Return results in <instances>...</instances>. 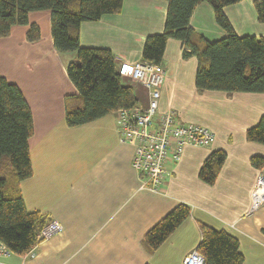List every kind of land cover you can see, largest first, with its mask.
<instances>
[{
  "label": "crops",
  "instance_id": "1",
  "mask_svg": "<svg viewBox=\"0 0 264 264\" xmlns=\"http://www.w3.org/2000/svg\"><path fill=\"white\" fill-rule=\"evenodd\" d=\"M167 8L164 0H124L119 13L82 23L80 44L110 49L119 72L123 63L143 60L146 38L164 31ZM46 11V29L32 19L38 13L29 14L30 22L41 27L39 41H27L28 26L21 25L0 38V75L20 87L34 120L29 139L33 173L21 183L26 207L63 226L17 256L18 263L183 264L202 240L203 223L239 240L243 264H264V206L252 210V190L264 168L251 164L253 156H264V145L246 139L247 130L264 115V93L198 92L197 58H183L181 42L169 40L158 65L166 73L160 111L176 110L181 122L205 126L217 139L210 146H187L182 159L171 165L162 192L143 189L132 166L134 146L122 141L118 111L68 126L65 100L78 90L67 66L77 55L55 48L51 12ZM225 13L238 35L264 37L254 0L230 5ZM190 25L209 41L227 35L208 2L196 7ZM123 82L133 88L137 107L147 108L149 90L126 76ZM219 149L227 158L210 185L199 174ZM181 203L190 206V216L158 249L150 250L146 233Z\"/></svg>",
  "mask_w": 264,
  "mask_h": 264
},
{
  "label": "trees",
  "instance_id": "2",
  "mask_svg": "<svg viewBox=\"0 0 264 264\" xmlns=\"http://www.w3.org/2000/svg\"><path fill=\"white\" fill-rule=\"evenodd\" d=\"M168 3L165 28L149 35L144 43L143 60L160 65L169 40L182 44L183 58L196 57L195 85L198 92L264 93V37L238 35L225 8L242 0H164ZM208 2L217 24L227 35L209 41L190 25L196 7ZM124 0H0V38L8 37L16 25L28 26L26 39H41V27L29 20L31 12H51V33L59 52H74L76 60L67 66L68 77L78 90L65 100L66 122L76 127L96 121L122 109H133L138 99L125 85L107 48L83 47L79 30L84 22L122 10ZM258 21L264 23V0H254ZM34 132L32 109L20 87L0 75V241L13 256H22L42 240V228L53 220L40 211H29L21 183L32 176L29 139ZM249 142L264 145V115L246 132ZM227 153L213 151L204 161L200 178L212 185L224 165ZM251 164L264 168V156L255 155ZM190 206L181 203L145 235L150 250L158 249L190 216ZM202 240L196 250L206 264H243L239 240L225 230L200 223Z\"/></svg>",
  "mask_w": 264,
  "mask_h": 264
},
{
  "label": "built area",
  "instance_id": "3",
  "mask_svg": "<svg viewBox=\"0 0 264 264\" xmlns=\"http://www.w3.org/2000/svg\"><path fill=\"white\" fill-rule=\"evenodd\" d=\"M119 72L122 77H129L149 90V106L145 109L119 110L118 122L122 141L134 146L132 166L139 175L141 187L162 192L171 165H176L182 159L185 148L210 146L216 142V134L205 126L181 122L176 110L160 111L166 73L155 63L145 60L123 63ZM263 206L264 175H261L252 190V210ZM62 229V224L53 219L42 228L39 238L49 239ZM12 255L0 241V264H15L1 260ZM183 264H206V260L198 250H194L184 258Z\"/></svg>",
  "mask_w": 264,
  "mask_h": 264
},
{
  "label": "rangeland",
  "instance_id": "4",
  "mask_svg": "<svg viewBox=\"0 0 264 264\" xmlns=\"http://www.w3.org/2000/svg\"><path fill=\"white\" fill-rule=\"evenodd\" d=\"M46 12H47L46 10L36 11L35 13H38V14H35V16H32V19L37 20L43 29H46L48 27V25H50V21H49L50 19L47 18V20H46V18H45L46 14H44V13H46ZM39 13H41V14H39ZM1 260L3 262H7V263H15V264L18 263V257L13 256V255L8 257V258H1Z\"/></svg>",
  "mask_w": 264,
  "mask_h": 264
},
{
  "label": "water",
  "instance_id": "5",
  "mask_svg": "<svg viewBox=\"0 0 264 264\" xmlns=\"http://www.w3.org/2000/svg\"><path fill=\"white\" fill-rule=\"evenodd\" d=\"M76 62H77V63H79V61H78V60H76Z\"/></svg>",
  "mask_w": 264,
  "mask_h": 264
}]
</instances>
